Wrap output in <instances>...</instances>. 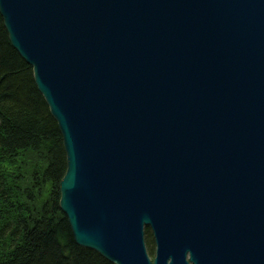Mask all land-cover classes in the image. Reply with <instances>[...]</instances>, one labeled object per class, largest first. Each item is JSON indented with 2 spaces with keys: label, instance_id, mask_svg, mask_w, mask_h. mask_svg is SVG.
<instances>
[{
  "label": "water",
  "instance_id": "95a60500",
  "mask_svg": "<svg viewBox=\"0 0 264 264\" xmlns=\"http://www.w3.org/2000/svg\"><path fill=\"white\" fill-rule=\"evenodd\" d=\"M87 1L70 0L69 7L0 0L2 11L27 23L21 32L9 29L13 45L35 64H47L64 86L75 81L70 90H58L60 82L50 86L38 79L48 71L36 65L35 80L68 152L70 171L61 189L76 242L119 256L121 264H149L146 245L137 239L146 223L154 231L155 261L188 264V253L196 264L264 259V183L261 193L255 177L264 176V164L249 166L258 161L256 151L264 154V0H222L238 8L236 19L203 26L191 21L196 27L187 30L180 20L166 19L209 18L215 11L206 8L210 0H165L166 6L145 7L142 13L134 4L143 0H106L105 10L93 2L98 12L90 13ZM124 2L130 7L120 8L118 17L114 10ZM71 16L87 24L67 21ZM106 16L116 21L111 26L120 38L110 31L112 45L98 46L106 36L100 25L108 24ZM44 19L57 22L84 55L72 46L57 49L58 43L33 25ZM200 38L212 39L213 50L190 44ZM95 61L102 67L92 69ZM76 158L84 163L75 165ZM192 177H204L202 182L216 188H204ZM87 200L92 205L86 206ZM245 204L252 209L242 211ZM114 235L129 245L128 252L117 239L111 241ZM129 251L142 257L136 260Z\"/></svg>",
  "mask_w": 264,
  "mask_h": 264
},
{
  "label": "trees",
  "instance_id": "16d2710c",
  "mask_svg": "<svg viewBox=\"0 0 264 264\" xmlns=\"http://www.w3.org/2000/svg\"><path fill=\"white\" fill-rule=\"evenodd\" d=\"M62 146L32 67L12 47L0 15L1 264H111L74 241L58 210V184L67 167ZM38 154L51 165L46 167ZM11 160L32 177L9 172Z\"/></svg>",
  "mask_w": 264,
  "mask_h": 264
},
{
  "label": "bare ground",
  "instance_id": "6f19581e",
  "mask_svg": "<svg viewBox=\"0 0 264 264\" xmlns=\"http://www.w3.org/2000/svg\"><path fill=\"white\" fill-rule=\"evenodd\" d=\"M19 1H23V0H19ZM99 0H88L86 4H89L88 5V9L86 11V13H90V12H98V10H96L94 7H93V2H94V5H101L100 8L101 9H107V7L105 6V4H109L110 2L106 1V0H102V3L101 2H98ZM49 2V5H56V4H62V5H65V6H69V2L70 0H48ZM24 4V3H22ZM161 6V7H164L166 6V2L165 0H143V1H140L138 3H135L134 4V8L137 10V11H140L141 13L143 12V10L147 9L145 7H156V6ZM159 6V7H160ZM130 7V5H128L127 3H118V5L116 6V10H114V14L118 17H120V8H128ZM187 6H182L180 7L179 9H185ZM206 8L207 9H211V10H215L213 11L212 14L208 15L209 18H205V17H201V18H194V19H189L187 17H185L184 15H181V18L178 19V20H175V16H169L170 18L166 19V23H176L177 21L180 20L179 22V25L182 27L183 30H187V29H190V28H195L196 26L193 25V27H190L188 24L191 23V21H194L195 23L194 24H199V26H203V25H211L212 23H218L219 21H221V25H223V22L226 18H234L236 19L237 16H239V10L238 8L234 7V6H231L229 4H227L226 2L222 1V0H210L208 3H206ZM104 9V10H105ZM187 9H189L187 7ZM83 10V8H82ZM163 11H161L162 13H165V10L162 9ZM218 11V12H217ZM224 14L226 17L225 18H220L221 17V14ZM242 13V12H241ZM169 14V13H168ZM0 15L3 19V26L5 27V29L7 30V34H8V38L10 40V43L12 45V47L18 52V54L20 55V57L30 66L32 67V70H33V77H34V80H35V70L37 69V66L36 65H39V69L41 70V72H47L46 75L44 76H40L38 77V79H41V80H46L45 83L50 85V86H54V85H58L59 84V80L57 78V76L55 74L51 75V72L50 71V67L45 64V63H34L32 60H31V57L29 55H26L24 53L21 52V50L19 48H16L14 45H13V32L10 31L9 29H12L13 26L15 27V29H17L19 32H21L22 30H26V26H27V23L22 20L21 21V24L17 23L16 21H14L13 19V12L11 11H2L1 8H0ZM7 16H8V19H7ZM112 16V15H111ZM60 17H63V16H59V17H56L57 18H60ZM107 18H109L107 20L108 24H106L105 22L104 23H100V25L104 24V33L106 36H103L102 38H100L98 40V46L102 45L103 43H106L108 44L109 46L112 45V36L110 34V31H113L116 35V37L119 39L120 38V34L118 32H116V30L112 27V26H115L116 24V21L113 19V18H110L109 16H106ZM113 17V16H112ZM66 20L67 21H70V22H74V23H78L80 26L82 25H86L87 23H84L83 21H81L79 18H77L76 16H71L70 18H67L66 17ZM97 23H99L100 21L98 19H94ZM61 22H63L64 24L66 25H70L71 23H66L65 21L61 20ZM13 22H16V25L13 24ZM32 23V22H31ZM29 25H31L30 23H28ZM110 24V25H109ZM33 25L35 26V28H38L39 31H42V30H45L48 34H47V38L48 39H51V40H54L58 43L57 45V49L59 50H64L63 46H72L71 48H75V50L77 49L78 50V54H79V57H82L84 55V51L81 50L78 42H76L74 40V38H71V37H67L65 36L61 31H60V25L53 21L52 23H49V21L47 20H42V21H34L33 22ZM112 25V26H111ZM61 26H62V23H61ZM19 28V29H18ZM21 30V31H20ZM252 34V33H251ZM250 33L247 34V35H251ZM45 38V37H44ZM45 38V39H47ZM191 45H196L197 47L201 48V49H208V50H213V48L215 47L214 45V41L212 39H205V38H200V39H197L193 42L190 43ZM247 47L250 46V44H247L246 45ZM126 49V48H125ZM253 51H256V49H253ZM27 53L31 54V55H34L36 58L38 57L36 54H33L29 51H26ZM68 53L70 54V51H68ZM91 60H93V58H91ZM91 68L92 69H96V68H100L102 67V62L101 61H95V62H92L90 64ZM70 80V79H69ZM35 84L38 88V84L35 80ZM75 85V81L70 84H67L66 86H64L63 82H60V84L57 86V89L58 90H62L64 88H66V90H70L72 87H74ZM90 87H88L89 89ZM249 88H252L251 86H249ZM39 90V88H38ZM39 92L43 95V93L39 90ZM45 101H46V98L45 96H43ZM47 103V102H46ZM48 105V103H47ZM219 107V106H217ZM48 109H49V112L50 114L52 115V117L55 119L54 115L52 114L54 111L52 110V108L49 107L48 105ZM68 109H73L72 106L68 107ZM236 110L234 109H231L230 112H235ZM95 112H98V113H101L99 111H95ZM102 114V113H101ZM103 116H98V118H102ZM239 120V118L237 119ZM99 121V120H98ZM99 122H102V121H99ZM208 124L211 123V121L207 122ZM58 124V123H57ZM73 123L70 124V126L72 127ZM59 127V125H58ZM201 128V126H200ZM257 129V128H256ZM60 131V134H61V137H62V142H63V152L65 154V157H66V160H68V152H67V149H66V146L64 145V137H63V134L61 132V130L59 129ZM72 131V130H70ZM73 132V131H72ZM76 134H80L79 132L76 131ZM202 137H206V135H203ZM205 142L209 141V137L205 138L204 139ZM205 142H202V144L204 146H208L205 144ZM216 143H222L221 141H217ZM49 148H51L49 146ZM211 148V146H210ZM49 151V150H48ZM39 155V159H41V161H46V167L47 165L50 166V159L48 157H43L42 155L38 154ZM24 157L28 158L30 157V153L29 152H24L23 154ZM204 157L206 158V156H204V154L200 153L198 154V157ZM254 158L258 161H253L249 164L250 167H256V166H262L264 164V154L261 153L260 151H256L255 154L253 155ZM50 158H52L50 156ZM242 158H246V157H242ZM247 158H249V156H247ZM74 164L75 165H81L84 163L83 159L82 158H76L73 160ZM203 163V161H202ZM180 164V163H179ZM18 165V166H17ZM19 165L21 164H16L14 165L15 167H13V161L11 160L10 161V164L9 166H7V169L9 172H16L17 173V170L18 172L21 174L22 177L24 178H31L32 176L27 173V172H22L25 168L24 167H19ZM206 166H209L210 164H205ZM66 170H64V173H63V177L61 178V180L59 181V184H58V190H59V196H58V210H60V212L63 214V216L66 218V221L68 222L69 224V227H70V233H71V236L72 238L74 239V241L76 242V238L78 237L76 235V233L74 232V229L70 223V217H69V213L66 211V209L64 208L65 205H68L67 203L64 202V197L62 196L63 192H62V187H63V183L65 181H67V178H68V171H70L68 169V161H67V165H66ZM223 172L226 170H222ZM25 173L27 174V176H24ZM2 174V173H1ZM82 175V174H81ZM80 176V174H77L76 175V179H78ZM257 177L256 179L259 180V183L260 182H263L264 183V176L262 175H257L255 176ZM198 184H200V186L204 187V188H216V186H213V185H210L208 182H202V180L204 179V177H192ZM36 184V180L34 179L33 180ZM180 184H182L181 182H179ZM261 185V183L259 184V186ZM261 187V186H260ZM262 190V187L260 189V191ZM262 193V191H261ZM259 195V194H257ZM114 197V196H113ZM70 200V199H69ZM68 200V201H69ZM259 200H261V197H259ZM90 206L92 205L91 201L90 200H87L86 201V206ZM70 206V204H69ZM66 207V206H65ZM73 207V206H71ZM245 209H249L251 210V206L249 204H245L243 207H242V211H245ZM205 214V211H203L201 213V215H204ZM141 216V215H140ZM135 222H133L134 224ZM243 224H237L236 227L237 228H240L242 227ZM137 228H133V230H136ZM150 232L151 231V234L150 236V239L154 240L155 241V236H154V231L152 229V227L148 224H144V229L142 231L138 230V233H137V239H142L144 241V244L146 245V233L147 232ZM214 232V239L215 240H218V231L217 230H213ZM140 234H143V236L141 237ZM95 236H97L96 234H94ZM122 235V234H120ZM115 236V235H114ZM112 237V236H110ZM113 240L111 241H118V243L120 244V248L123 252H128L127 248L129 247V245H127L126 243H124L123 241H121L122 239L121 238H118V236H115V239L112 237ZM119 239V240H118ZM240 241H245V239H240ZM77 243V242H76ZM78 244V243H77ZM255 242H249L248 245L251 246V245H254ZM79 246H82L80 244H78ZM84 248H88V249H91V250H94L96 251V253L102 257L103 259L107 260L108 262H110L111 264H121L123 262V259L119 256H116V255H110L108 253H105L103 251H101L100 249H97L93 246H82ZM120 251V252H122ZM119 252V253H120ZM130 254L133 256V258L136 259V260H139L141 257H140V254H135L133 253L132 251H129ZM130 257V256H129ZM228 257V256H227ZM156 258H153L151 259L149 257V264H165L164 262H161V261H155ZM248 260V261H247ZM241 263L240 264H261V263H264V259H260V260H251V258L249 257H246V256H242V258L240 259ZM126 262V261H125ZM187 262L188 264H196V262H193L191 260V255L190 253L187 254ZM170 263V262H169ZM1 264V262H0Z\"/></svg>",
  "mask_w": 264,
  "mask_h": 264
},
{
  "label": "rangeland",
  "instance_id": "374dc122",
  "mask_svg": "<svg viewBox=\"0 0 264 264\" xmlns=\"http://www.w3.org/2000/svg\"><path fill=\"white\" fill-rule=\"evenodd\" d=\"M56 121V120H55ZM57 122V121H56ZM59 205V204H58ZM151 231L146 233V250L148 253V256L153 259L156 258L157 256V244L155 243V241L152 239H150Z\"/></svg>",
  "mask_w": 264,
  "mask_h": 264
}]
</instances>
